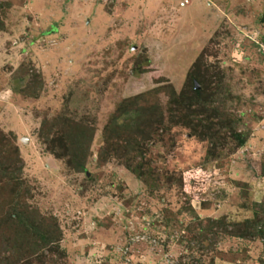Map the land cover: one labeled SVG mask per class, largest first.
Listing matches in <instances>:
<instances>
[{
    "label": "rangeland",
    "instance_id": "obj_1",
    "mask_svg": "<svg viewBox=\"0 0 264 264\" xmlns=\"http://www.w3.org/2000/svg\"><path fill=\"white\" fill-rule=\"evenodd\" d=\"M259 44L264 0H0V153L19 157L23 201L58 228L51 251L20 264H264L259 237L222 232L202 249L189 240L197 218L241 221L264 199ZM188 72L201 87L218 77L221 107L246 136L238 148L228 140L232 150L220 158L208 159L206 141L167 120L169 89L181 92ZM137 95L142 107L130 118L141 111L148 130L161 114L156 132L139 141L142 158L127 150L137 155L130 163L158 174L153 189L124 156H102L108 118ZM116 114L119 123L125 114ZM71 123L86 129L75 143L85 171L52 154L40 134L41 125L49 137L72 134ZM7 196L0 192V215Z\"/></svg>",
    "mask_w": 264,
    "mask_h": 264
},
{
    "label": "trees",
    "instance_id": "obj_2",
    "mask_svg": "<svg viewBox=\"0 0 264 264\" xmlns=\"http://www.w3.org/2000/svg\"><path fill=\"white\" fill-rule=\"evenodd\" d=\"M52 29L53 26L50 27V30ZM139 70H142V68L140 67ZM186 76L188 81L181 92L176 94L172 89H169L166 100L167 120L170 123H178L188 128L191 135L206 141V156L208 159L220 158L226 154H222L225 146L227 150H232L231 145H227L228 140L234 142V148L242 146L246 136L236 131L235 119L223 111L221 102L218 100V94L222 89L218 77L205 81L206 83L202 87L198 85L195 88L194 82H198L199 76L191 72H188ZM139 98L142 99V95H137V97L131 99H123L116 108V112L113 113L114 115L108 118L102 130V141L106 149V153H103L102 156H116V158L124 156L125 168L144 185L153 189L158 174L149 170L143 163L134 164L130 163L129 160L137 155L142 158L139 141L147 139L148 134L155 133L158 126H160L161 114L157 108L152 120L156 125L154 126L151 123L148 130L145 129L147 124L142 125L145 116L141 111H136L133 118H130L128 114L132 110H139V107H142L138 103ZM124 103L128 106L125 109L128 110H123L122 104ZM117 111L125 114L119 123L115 119ZM70 128L73 131L72 134H51L52 136L49 137L50 130L47 129V126L46 130H43L44 127L41 125L40 134L45 140L44 142L53 145L48 148L52 154L58 158L67 157L68 164L75 171H85L84 159L82 158L85 149L76 146L75 143L78 138L84 136L83 132H86V129L83 125L76 123H71ZM131 148L134 149L137 155L134 154L133 157H128L127 150ZM0 154V177L4 176L0 180V192L7 191V197L10 199V202L6 203L7 205L2 204L4 213L0 215V264H20L21 260L28 258L30 255L36 256L37 251L41 249L51 251L50 248H53L58 241L56 237L58 228L54 219L48 222H44L42 219L39 221L38 214L34 215L35 210L28 209L23 201L26 190L24 188L22 190L18 189L19 183L17 182L22 166L19 157L12 155L9 158L10 155H4L5 152ZM10 154L12 153L10 152ZM258 175V178L264 179V161L260 164ZM197 184L195 183L193 186ZM9 186L10 189H8ZM250 210L251 217L243 218L241 221H227L225 217L197 218V231L191 235L189 240L195 241V248L202 249L203 241L207 240L210 246L214 243L217 234L223 232L245 239L259 237L264 242V218L260 216L264 215V199L253 202ZM202 222H204L203 225H201ZM209 246L205 248L207 249ZM54 263L56 264L55 260L48 261V264ZM209 264L211 263L209 262Z\"/></svg>",
    "mask_w": 264,
    "mask_h": 264
},
{
    "label": "built area",
    "instance_id": "obj_3",
    "mask_svg": "<svg viewBox=\"0 0 264 264\" xmlns=\"http://www.w3.org/2000/svg\"><path fill=\"white\" fill-rule=\"evenodd\" d=\"M259 46H260L261 50L264 52V46L261 44H259Z\"/></svg>",
    "mask_w": 264,
    "mask_h": 264
},
{
    "label": "water",
    "instance_id": "obj_4",
    "mask_svg": "<svg viewBox=\"0 0 264 264\" xmlns=\"http://www.w3.org/2000/svg\"><path fill=\"white\" fill-rule=\"evenodd\" d=\"M194 87H195V88H197V87H198V85H197V83H196V82H194Z\"/></svg>",
    "mask_w": 264,
    "mask_h": 264
},
{
    "label": "crops",
    "instance_id": "obj_5",
    "mask_svg": "<svg viewBox=\"0 0 264 264\" xmlns=\"http://www.w3.org/2000/svg\"><path fill=\"white\" fill-rule=\"evenodd\" d=\"M50 27H51V26H50ZM53 29H54V27H53ZM53 29H52V30H53Z\"/></svg>",
    "mask_w": 264,
    "mask_h": 264
}]
</instances>
